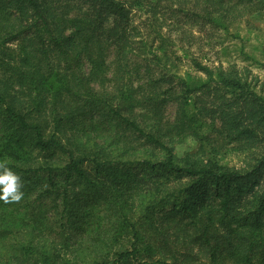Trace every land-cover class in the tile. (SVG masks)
Wrapping results in <instances>:
<instances>
[{
    "label": "trees",
    "instance_id": "obj_1",
    "mask_svg": "<svg viewBox=\"0 0 264 264\" xmlns=\"http://www.w3.org/2000/svg\"><path fill=\"white\" fill-rule=\"evenodd\" d=\"M251 9L264 0H0V161L24 192L0 201V264H264V87L202 61ZM186 137L214 152L178 158ZM97 196L111 228L75 246L74 206Z\"/></svg>",
    "mask_w": 264,
    "mask_h": 264
},
{
    "label": "rangeland",
    "instance_id": "obj_2",
    "mask_svg": "<svg viewBox=\"0 0 264 264\" xmlns=\"http://www.w3.org/2000/svg\"><path fill=\"white\" fill-rule=\"evenodd\" d=\"M255 11L249 13L242 20L237 21L230 29L224 31L220 30L217 36L218 41L212 50H205V55L202 57L203 62H213L214 64H223L227 67L231 64H237L240 67H245L248 73V81L253 87L254 91L264 87V69L259 65V62L263 60L264 56V10ZM175 116V105L172 101L165 103L162 110V117L164 120H172ZM208 137L212 141L211 144L217 146L216 157L221 160L223 164L229 166H240L242 161V155L228 143L220 132H209ZM175 153L178 158L190 156L195 158L196 155L202 157L206 156V153L214 152L211 147L206 146L200 148V142L193 137H186L173 144ZM127 150V151H126ZM129 151V152H128ZM127 153V157L132 159L152 158L160 159L162 156L158 153H151L148 150L134 151L132 147H124L120 150V153ZM119 155V154H118ZM92 177L98 178L102 182V186L106 185V188L110 190L111 194L117 190L113 181L110 178V171H102L96 173L94 169H91ZM139 166H131L129 170L123 169L122 175H129L131 172H140ZM119 173V169H118ZM130 176L122 177L123 182H127ZM100 188H103V187ZM79 198H87V193H79ZM23 199V198H22ZM22 199L19 202H22ZM2 201V200H0ZM96 201V202H95ZM94 204L89 205V202H79L75 204L73 209L74 218L81 217L80 228L75 225L73 227V239L72 243L78 246L83 238L79 236L83 232L88 235H95L98 231L103 232L108 228H111V222L109 218V203L105 204L101 202L100 197L94 200ZM49 213V212H48ZM96 218L95 223L92 224V220ZM109 220V221H108ZM112 221V220H111ZM79 219L77 218V223ZM264 230V229H263Z\"/></svg>",
    "mask_w": 264,
    "mask_h": 264
},
{
    "label": "clouds",
    "instance_id": "obj_3",
    "mask_svg": "<svg viewBox=\"0 0 264 264\" xmlns=\"http://www.w3.org/2000/svg\"><path fill=\"white\" fill-rule=\"evenodd\" d=\"M22 189L20 175L6 161H0V200L5 203L19 202L24 195Z\"/></svg>",
    "mask_w": 264,
    "mask_h": 264
}]
</instances>
